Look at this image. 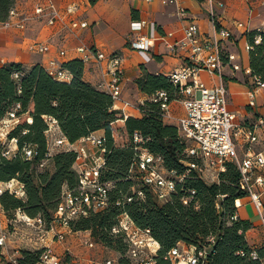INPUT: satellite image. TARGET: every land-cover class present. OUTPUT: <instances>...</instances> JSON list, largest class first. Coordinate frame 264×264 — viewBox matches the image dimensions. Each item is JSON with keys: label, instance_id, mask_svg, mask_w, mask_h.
<instances>
[{"label": "built area", "instance_id": "1", "mask_svg": "<svg viewBox=\"0 0 264 264\" xmlns=\"http://www.w3.org/2000/svg\"><path fill=\"white\" fill-rule=\"evenodd\" d=\"M243 1L248 6V16H251V6L256 0ZM160 2L165 5H175L176 17L186 20V10L180 0H160ZM203 2L210 26L209 31L204 32L195 21L187 20L182 27L181 37L170 45L172 50L185 54L184 63L166 75L172 85L177 88L180 96L170 99L166 91L156 90L145 99L158 104L163 120H175L180 137L188 145L186 153L195 161H191L190 168H187L181 175L174 170H167L163 167L159 155H154L137 145L142 138L134 133L133 142L136 145L133 147L134 165L141 172L142 185L151 191L158 202H165L170 193L175 190L177 181H181L190 169L196 171L205 181L210 182L207 178L216 181L219 172L225 170V162H233L241 174V185L246 191V197L253 205L264 234V148L254 149V144L259 141L258 130L264 127V117H257L255 121L238 124L235 113L228 108L227 88L223 81L224 68L229 67L231 72L241 68L235 62L238 57L224 49L223 43L231 39V32L219 24L217 13V10L224 7V0H203ZM76 10L75 4H68L60 9L52 0L37 2L33 5L32 12L21 11L14 5L9 9L7 17L0 21V29L23 30L30 21H42L47 26H56V33L61 37L73 36L79 39V31L86 28L88 22L75 17ZM234 24L241 30L242 36L251 31L244 22L236 21ZM142 30H144L143 33H141ZM129 31V45L138 51L144 61H149L151 57L148 51L153 41L159 37L155 24L146 20H131ZM255 31L252 39L254 44L260 41V32L264 31V22ZM167 35L171 36L172 33L169 32ZM251 47L250 43H245L247 51ZM27 49L30 52L45 53L49 50V45L33 41L28 43ZM74 51L76 52L75 58L79 59L84 66L93 64L98 67L101 78L97 87L110 96L113 108L121 111L123 117L126 118L128 115L124 114V110L131 104L121 96L123 76L121 54H106L81 40L75 46ZM57 54L59 59L52 58L48 61V65L43 67L54 79L68 82L71 79V73L60 60L65 56V50L60 49ZM202 72L215 81L206 84L201 79ZM242 72L248 78L247 106L254 108L257 96L260 91H264V82L258 76L251 75L249 68L242 69ZM173 101L180 102L183 108V114L176 118L170 112V103ZM20 109V104L16 103L0 119V154L5 158H10L17 150L16 138L7 137L9 131L20 122L23 116L27 123L31 121L29 116L19 113ZM137 109L141 112L138 106ZM47 120V155L61 150L74 151L73 168L77 172V184L73 188L63 187L52 220L47 226L40 216L30 217L19 208L13 212L11 218H8L0 205V250L1 254H4L9 236L1 228L3 221L14 226L25 224L36 231L37 239L34 244L38 246L33 249L40 250V253L35 264H77L75 257L71 256L67 250L58 253L55 246L61 244L66 234L78 235L81 232L88 234L80 243L85 248L91 249L94 245H101L91 239L88 231H73L71 223L86 217L90 212H101L109 204V191L113 184L100 179V171L104 164L105 139L102 134L92 132L70 142L60 133L54 118ZM56 130L59 132L58 135H56ZM22 155L30 159L33 155L32 148L23 147ZM45 164L46 160L40 163V167ZM132 168L131 165L129 172ZM6 191L17 198L24 196L23 184L15 179L0 182V195ZM190 194H194V191L191 190ZM143 198V191L137 190L136 199ZM132 199H134L133 196H125L124 201H117L115 204L123 206L125 202H131ZM187 201L188 198L182 199L183 203ZM234 205L236 209L240 207L241 199L235 200ZM237 217L235 213L232 219ZM110 233L123 238L126 251L124 254L118 253V258L104 257L96 261V264H155L154 255L159 243L151 235L150 229L137 226L128 212L123 211L117 215ZM210 242H213V238H210ZM21 250L15 248L13 254L7 256L10 264H19L18 258L21 257ZM25 250L32 251L29 248ZM238 253L241 256L244 255L242 251ZM248 256L253 260L258 258L255 250H251ZM164 258L169 260L170 264H208L205 248L196 250L183 242H177ZM121 259L124 260L123 263L120 262ZM260 264H264V258L260 260Z\"/></svg>", "mask_w": 264, "mask_h": 264}, {"label": "trees", "instance_id": "2", "mask_svg": "<svg viewBox=\"0 0 264 264\" xmlns=\"http://www.w3.org/2000/svg\"><path fill=\"white\" fill-rule=\"evenodd\" d=\"M12 6L14 0H0V21L7 17ZM132 17L136 16L132 14ZM255 33L251 30L245 35L252 45L248 50V67L251 75L264 82V31L260 32V41L256 44L252 41ZM63 66L71 73L68 82L54 79L41 64L24 67L19 62H7L0 65V119L16 103L21 106L19 113L31 118L27 123L23 116L22 122L8 133V138L17 140L15 153L10 158L0 154V182L15 179L24 186L22 198L7 191L0 195V205L6 216L11 218L19 208L30 217L40 216L47 226L63 187L73 188L77 184L74 151L61 150L47 155V119L54 118L60 133L70 142L92 132H102L105 153L100 179L113 184L107 208L72 222L73 231H88L95 242L124 254L126 243L121 236L111 234L110 229L117 215L126 211L137 226L149 228L159 243L155 264H170L164 256L177 242L196 250L205 248L208 264H260L264 245L250 246L245 239L251 223L239 217L232 219L237 212L235 200L246 197L236 165L225 162V170L219 172L213 182L205 181L190 169L181 181H177L168 200L158 202L142 185L141 172L134 165L133 134L142 138L137 145L161 157L165 169L181 175L195 159L187 155L188 145L176 126L163 124L158 104L149 100L138 105L140 117L124 118L121 111L113 108L105 91L82 78L83 64L79 59L64 62ZM135 84L147 95L164 90L170 99L180 96L168 77L160 73L144 71ZM25 146L32 148L30 159L22 155ZM44 160L52 164L51 172L40 167ZM131 165L133 168L129 172ZM139 189L144 193L143 199H136ZM191 190L194 194H190ZM125 196L134 199L117 206L115 202L124 201ZM183 198H188L187 203L182 202ZM251 250L257 252V259L248 256ZM240 251L243 256L238 253ZM39 253L40 250H21L18 263L35 264Z\"/></svg>", "mask_w": 264, "mask_h": 264}, {"label": "crops", "instance_id": "3", "mask_svg": "<svg viewBox=\"0 0 264 264\" xmlns=\"http://www.w3.org/2000/svg\"><path fill=\"white\" fill-rule=\"evenodd\" d=\"M44 1L46 0H14V5L21 11L32 12L34 4ZM52 1L60 9H63L68 4H75L77 6L75 17L88 22V26L79 31V39L73 36L61 37L56 33V26H47L42 21H30L23 30L0 29V65L7 62H19L24 67L34 64H41L46 67L48 61L52 58L59 59L57 52L60 49L65 50V56L60 58V60L67 62L76 57L74 48L80 40L106 54L119 53L122 56L123 68L121 96L131 104L129 108L124 110V114L133 117H140L141 112L137 109L138 105L131 103L124 94L127 79H129L125 78V73L130 72L137 77L141 74V67L143 71L149 73L167 75L174 68L184 63L183 56L185 54L178 50H172L170 45L181 37L182 27L186 24L187 20L195 21L204 32H208L210 27L203 0H180L181 5L186 10V20H180L176 17L175 5H165L160 0L148 2L144 0H96L94 3H90L89 0ZM224 3V7L217 10V13L219 15V24L231 32V39L223 43L224 49L227 52L233 53V50H239L247 42L245 36H242L241 30L235 26L234 22H244L250 30L260 27L264 22V0H256L252 3L251 16H248V6L243 0H224ZM132 14L136 17H132ZM137 19L153 22L159 34V37L153 41V45L148 51L151 57L149 61H144L138 51L129 45V24L131 20ZM143 32L144 30L141 31V33ZM169 32L172 33L171 36L167 35ZM33 41L48 44L49 50L45 53L28 51V43ZM101 47L104 50L99 49ZM236 57L238 56L236 55ZM235 62L238 63L236 60ZM238 64L241 69L235 72H231L229 67L224 68L223 81L227 88L228 108L235 113L237 123L241 124L243 122L255 121L257 117H264V91H260L257 96V98H262V103L258 104L256 100V106L249 108L247 106L246 95L249 87L247 83L248 78L242 72V69L249 68L248 51L246 65L242 66L240 63ZM200 76L206 84L215 81L204 72ZM244 77L247 78L246 81H244ZM82 78L90 84L97 86L101 78L98 67L93 64L83 65ZM147 97L148 95L145 94L139 99V103ZM176 103L180 104L177 101L170 103L172 116ZM181 110L182 115V106ZM163 121L175 125V120L173 119H164ZM95 133L101 134L102 132L96 131ZM56 134H59L58 130H56ZM258 136L259 141L254 144L255 150H259L264 145V127L258 130ZM236 213L240 219L248 220L251 223V228L245 232V239L248 245L256 246V243L260 242L259 234L256 232L257 228L259 227L261 232L262 229L253 205L247 197L241 199V205L237 208ZM253 231L254 233H252ZM78 235H85L87 237L88 234L83 233ZM78 235H65L64 241H67L70 246L65 247L63 251L67 250L71 256L75 257L77 264H92V262L96 264L97 259L94 257L97 256L99 248L93 250L85 248L80 244V238L77 245L75 237ZM60 245L61 248L62 244ZM96 246L101 249L103 248L101 245Z\"/></svg>", "mask_w": 264, "mask_h": 264}, {"label": "rangeland", "instance_id": "4", "mask_svg": "<svg viewBox=\"0 0 264 264\" xmlns=\"http://www.w3.org/2000/svg\"><path fill=\"white\" fill-rule=\"evenodd\" d=\"M226 48H227V46H226ZM99 49L104 50L103 47H101ZM233 51H234L233 53L238 56L236 61L238 63H240L242 66H245L246 65V57H247V50L245 49V46L243 45V47H241L239 50H237V51L233 50ZM140 71H141V74L139 76H137V77L142 76V74L144 73V71L141 69V67H140ZM137 77L133 73H130V72L125 73V78L126 79L129 78V79H127L126 88H125L124 94L131 101V103H133L134 105H139L140 104L139 103V99L142 98L145 95L143 92H141L137 88V86L135 84V80H136ZM246 80H247V78L244 77V81H246ZM256 100H257L258 104L262 103V98H257ZM181 112H182L181 105L179 103H176L174 105L173 116H175V117L180 116ZM20 122H22V119H20ZM162 122H163V124H170L167 121H162ZM263 147H264V145H263ZM263 147L260 148V149H263ZM43 168H44V170H48L49 172H51L52 169H53L52 168V164H50L49 162H46V164L44 165ZM38 170H41V169H38ZM207 177L208 176H206V178ZM207 180L210 181V182L213 181V179H211V178L209 179V177L207 178ZM1 228L7 234H9V236H8V242H7L6 250L4 252V250L2 249V252H4V254L3 253L0 254V264H10L8 262V260H7V256L13 254L15 248L22 249V250H25L26 248H29V249L34 250L33 247L38 246V244H34V242L37 239L36 238V231L31 226H27L25 224H17V225L14 226V225H9L5 221H3V224L1 225ZM256 232L259 234V239H260V242L256 243L257 244L256 246L264 245V235L260 231L259 227L257 228ZM252 233H254V231ZM81 234H83V232H81ZM79 238H80V240H79ZM83 239H85V235L76 236L75 237L76 244L78 245V240L81 243V240H83ZM63 243H64V245H63ZM61 244H62L61 248H60L61 245H58V246L56 245L55 246V249H56V251L58 253L66 252L65 250L63 251V249L65 247H67V246H70L68 244V242L64 241V240L61 242ZM95 248L96 249L99 248L97 256L94 257L95 259H97L96 261H99V260H101L104 257L118 258V252L114 251L113 249H110V248H107V247H104V246L101 249L100 247L94 245V247H92L91 250H93Z\"/></svg>", "mask_w": 264, "mask_h": 264}]
</instances>
